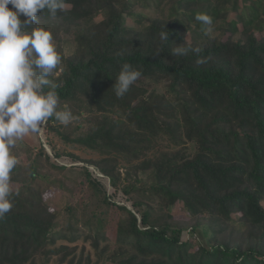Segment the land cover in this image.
Returning <instances> with one entry per match:
<instances>
[{
	"label": "trees",
	"instance_id": "trees-1",
	"mask_svg": "<svg viewBox=\"0 0 264 264\" xmlns=\"http://www.w3.org/2000/svg\"><path fill=\"white\" fill-rule=\"evenodd\" d=\"M141 1L169 14L134 26ZM65 3L36 26L74 119L13 149L0 264H264V0ZM125 63L142 75L118 98Z\"/></svg>",
	"mask_w": 264,
	"mask_h": 264
},
{
	"label": "clouds",
	"instance_id": "clouds-1",
	"mask_svg": "<svg viewBox=\"0 0 264 264\" xmlns=\"http://www.w3.org/2000/svg\"><path fill=\"white\" fill-rule=\"evenodd\" d=\"M65 7V0H0V219L14 206L11 174L19 163L13 154L17 142L38 134L51 118L63 125L74 119L70 110H59L57 85L50 79L62 61L53 33L36 26L38 13L47 11L56 18ZM197 20L211 31L210 16L201 14ZM159 36L169 41L165 29ZM189 51L198 50L183 43L172 49L175 56ZM141 75L132 65L123 64L112 85L115 95L123 97Z\"/></svg>",
	"mask_w": 264,
	"mask_h": 264
},
{
	"label": "rangeland",
	"instance_id": "rangeland-1",
	"mask_svg": "<svg viewBox=\"0 0 264 264\" xmlns=\"http://www.w3.org/2000/svg\"><path fill=\"white\" fill-rule=\"evenodd\" d=\"M141 4H142V1L141 2H139V4L138 5H140V6H135L134 7V11H139L141 14H140V16H139V18L138 19H136V23L135 24H133L134 26H137V24H138V22H141L140 20H142V19H144L145 18V16H147V15H150V16H152V14H157V13H159L160 14V16H163V15H165V14H169V11H164V10H161V11H159L158 12V10H157V8H156V6H154V5H150V7L151 8H145V7H141ZM130 24V23H129ZM215 25L216 26H220V27H225V25L223 24V23H219V21H216L215 22ZM59 39H61L62 41H63V43H64V49H65V52H66V54H69L70 53V47H71V41H70V39L68 38V36L63 32V31H61L59 34H58V36H57ZM201 40V39H200ZM42 133V130L39 132V134H41ZM164 145H166V143H163ZM69 151H72L71 149H68ZM75 153H77V154H81L83 157H86V158H88V157H90L88 154H84V153H81V152H79V151H77V150H73ZM50 194V193H49ZM47 200H48V202L49 203H54L55 204V202L53 201V200H51L50 198H47ZM187 235V233H185V235L184 236H186ZM80 245H82V243L80 242L79 243ZM88 247V246H87Z\"/></svg>",
	"mask_w": 264,
	"mask_h": 264
}]
</instances>
